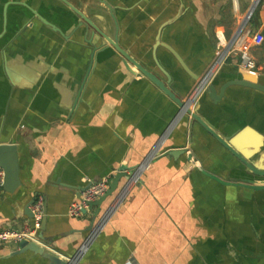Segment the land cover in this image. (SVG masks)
Listing matches in <instances>:
<instances>
[{
	"label": "crops",
	"instance_id": "0c3cea01",
	"mask_svg": "<svg viewBox=\"0 0 264 264\" xmlns=\"http://www.w3.org/2000/svg\"><path fill=\"white\" fill-rule=\"evenodd\" d=\"M253 1L0 0V144L15 145L18 166L16 184L0 186V230L30 227L26 207L42 194L37 243L65 259L95 211L71 217L70 204L126 168L78 264H264V92L199 93L187 107L201 120L178 115L116 48L187 99L197 81L161 43L201 75ZM249 26L264 84V0ZM239 69L227 56L209 81L219 89ZM18 249L5 241L0 264H45Z\"/></svg>",
	"mask_w": 264,
	"mask_h": 264
},
{
	"label": "water",
	"instance_id": "95a60500",
	"mask_svg": "<svg viewBox=\"0 0 264 264\" xmlns=\"http://www.w3.org/2000/svg\"><path fill=\"white\" fill-rule=\"evenodd\" d=\"M259 1L260 0H254L253 1L252 5L249 9L248 16H250L252 14L255 7L259 3ZM86 21L88 23H90V21L87 18H86ZM158 43H159V41H157V45H158ZM161 45L166 47L169 50V52L173 55L175 60L179 63V65L195 81H197V86H196L197 94H199V93L207 94L213 102L220 101L222 99V97L224 96L226 89L231 85L247 86V87H251L253 89L264 92V84H262L258 81L257 75L254 73H250V72L241 70V69H239L240 71L238 72L239 77L225 81L224 83H222L220 85L219 89H216L214 82L209 81L212 76L209 79L210 75L207 76V75H204V73L201 75L194 73L188 67V65L185 63V61L171 47H169L165 43H161ZM116 48L118 49L119 53H121V55L125 58L127 63L129 62L132 65H134L140 74L146 76L150 81H152L155 85H157L160 89H162L167 95H169L171 98L174 99V101L179 106V110L177 113L178 115H182V114H186V113L187 114L192 113V114H194L196 120H201V118L196 113H194L195 111H191L190 109H188V107H187L188 103L191 101L189 99H186V98H180V95L178 94V92H176L175 90H171V89H173V84L170 81L167 82L169 86H166L165 83L161 79H159L154 73H152L147 68H145L140 62H137L135 59L130 57L126 53V51H124L121 48L119 49V47H117V46H116ZM155 61L157 62V59H155ZM212 80H213V78H212ZM206 126L209 130H212V128H210L208 125H206ZM179 151H181V150L180 149H171L169 152H170V154L175 155ZM0 167L5 172V180L3 182V186L8 187L9 184H11L13 182H14V184H16V182L18 181V166L16 163V147H15V145L10 144V143L0 144ZM125 170H126V168H120L118 170V172L116 173V175L113 177L107 192L103 196L96 199L95 201H92L89 204V208L91 209V208L95 207V211L93 213V216L91 217L90 224L86 229L87 231H93L94 230V227H95L94 224L97 221V217L99 215L100 205L106 199V197L111 195L117 189L119 179L123 176H128V181H129L133 177L135 171L130 173V175H127ZM30 204H28V206L26 207V213H27V215L32 217ZM86 211H87V209L84 210V213ZM44 223H45V213H44L42 220H41L39 232H41V230L44 229ZM39 237L43 238L41 235ZM27 250L33 251L34 253L41 255V257L45 260V264H78L79 250H77L74 254L67 256L64 259V258L60 257L59 255H56V253H53V252L45 249L43 246H41L37 242L28 240L26 238L20 239L19 240V249L16 251V253H23Z\"/></svg>",
	"mask_w": 264,
	"mask_h": 264
},
{
	"label": "built area",
	"instance_id": "2783aa9c",
	"mask_svg": "<svg viewBox=\"0 0 264 264\" xmlns=\"http://www.w3.org/2000/svg\"><path fill=\"white\" fill-rule=\"evenodd\" d=\"M249 13V12H248ZM250 16L248 14L241 19L238 24L235 32L232 37L225 40H220V44H223V47L220 50V54L213 60V63L210 67L206 69L204 75L209 76L213 74L212 68L219 62H221L227 56H235L238 58V66L241 70L257 73L258 67L254 57L251 54V47L255 42V34L249 26ZM219 44V45H220ZM197 94V90L195 88V94L191 95V97L187 98L191 100L195 98ZM198 95V94H197ZM5 180V172L0 167V186L3 184ZM110 185V177H103L100 180L93 181L89 185H87L80 193V196L73 201L68 209V214L71 217H80L83 215L85 209H89V204L92 201L103 196ZM44 207H45V198L42 194L37 195L33 202L31 203L30 209L32 212L33 223L30 227H26L21 231L15 230H0V246L7 240L17 239L20 240L22 238H26L28 240L38 242V231L40 230L41 220L44 215ZM103 218L98 221L94 227V230L90 232L87 238L84 240V243L79 248L80 251L84 249V246L87 244L90 237L94 234V232L99 228Z\"/></svg>",
	"mask_w": 264,
	"mask_h": 264
},
{
	"label": "rangeland",
	"instance_id": "374dc122",
	"mask_svg": "<svg viewBox=\"0 0 264 264\" xmlns=\"http://www.w3.org/2000/svg\"><path fill=\"white\" fill-rule=\"evenodd\" d=\"M260 1H261V0H260ZM259 3H260V2H259ZM258 6H259V4H258ZM258 6H257V7H258ZM242 16H243V15H242V13H241L240 16H239V18H238L239 23H240V21H241V19H242ZM226 40H227V39H226ZM226 40H225V42H226ZM222 47H223V44H220V45H219V49L217 50V53H216L215 58L219 56V54H220V50H221Z\"/></svg>",
	"mask_w": 264,
	"mask_h": 264
},
{
	"label": "trees",
	"instance_id": "16d2710c",
	"mask_svg": "<svg viewBox=\"0 0 264 264\" xmlns=\"http://www.w3.org/2000/svg\"><path fill=\"white\" fill-rule=\"evenodd\" d=\"M261 1H262V0H261ZM261 1H259V2L261 3ZM260 3H259V4H260ZM257 8H258V7H257ZM257 8L254 10L253 14H252L251 17H250V23H251V26H253L254 14H255Z\"/></svg>",
	"mask_w": 264,
	"mask_h": 264
}]
</instances>
